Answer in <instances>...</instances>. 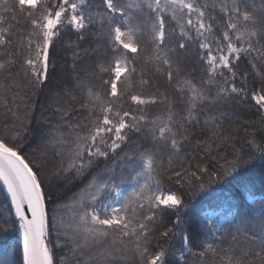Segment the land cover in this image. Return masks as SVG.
Returning <instances> with one entry per match:
<instances>
[{"label": "snow or ice", "instance_id": "snow-or-ice-1", "mask_svg": "<svg viewBox=\"0 0 264 264\" xmlns=\"http://www.w3.org/2000/svg\"><path fill=\"white\" fill-rule=\"evenodd\" d=\"M257 161L264 0H0V264H264V200L185 199Z\"/></svg>", "mask_w": 264, "mask_h": 264}, {"label": "trees", "instance_id": "trees-1", "mask_svg": "<svg viewBox=\"0 0 264 264\" xmlns=\"http://www.w3.org/2000/svg\"><path fill=\"white\" fill-rule=\"evenodd\" d=\"M70 54L60 53L58 57L59 62L68 59ZM63 79L60 72H57L52 78L51 89L52 91L57 90L61 87V80ZM47 92V89L45 90ZM33 99L38 100V103H44L43 97ZM21 115L24 113V109H21ZM42 109L37 107L31 116H34L31 127L39 129L43 117L41 115ZM44 115H47L45 113ZM249 119L255 117L244 113ZM46 126V125H45ZM226 127H230L226 125ZM35 135V133H33ZM242 137L243 133H239ZM242 141L238 140L237 144ZM264 162L257 161L254 166L243 168L234 177L226 178L218 184H213L210 188H207L203 192L196 193L191 200L186 197V202L189 204V208L186 210L189 216L194 213L203 215L205 212L215 211L227 215L229 211V204L235 205L241 209L250 207L253 201L259 202L264 200ZM53 197H60L64 195V189L53 186L52 188ZM70 196L71 193H68ZM5 194L2 187L0 186V213H3V219L8 221V230L0 231V250L9 249L18 258L21 250L19 231L16 227L11 224V220L8 216V210L4 203ZM53 205L49 204V207ZM234 210V209H233ZM72 207L69 206L67 209L62 208L61 213L68 218L71 216Z\"/></svg>", "mask_w": 264, "mask_h": 264}, {"label": "water", "instance_id": "water-1", "mask_svg": "<svg viewBox=\"0 0 264 264\" xmlns=\"http://www.w3.org/2000/svg\"><path fill=\"white\" fill-rule=\"evenodd\" d=\"M0 186H1L2 189H3L2 184H0ZM5 191H6V190L3 189L4 194H5ZM19 236H20V243H21V248H22V234H21L20 232H19Z\"/></svg>", "mask_w": 264, "mask_h": 264}]
</instances>
